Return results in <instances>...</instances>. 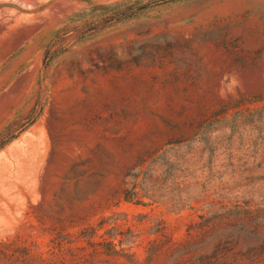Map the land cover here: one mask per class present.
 <instances>
[{"label":"rangeland","instance_id":"rangeland-1","mask_svg":"<svg viewBox=\"0 0 264 264\" xmlns=\"http://www.w3.org/2000/svg\"><path fill=\"white\" fill-rule=\"evenodd\" d=\"M0 264H264V0H0Z\"/></svg>","mask_w":264,"mask_h":264}]
</instances>
